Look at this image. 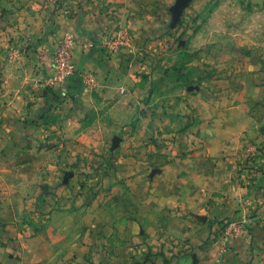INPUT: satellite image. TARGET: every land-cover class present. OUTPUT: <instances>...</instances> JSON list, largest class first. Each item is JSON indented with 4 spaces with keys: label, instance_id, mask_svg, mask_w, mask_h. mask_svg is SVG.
<instances>
[{
    "label": "crops",
    "instance_id": "obj_1",
    "mask_svg": "<svg viewBox=\"0 0 264 264\" xmlns=\"http://www.w3.org/2000/svg\"><path fill=\"white\" fill-rule=\"evenodd\" d=\"M13 1L20 7L0 13V71L9 93H21L13 102L9 95L11 104L7 90L0 94V264H124L171 253L172 234L195 236L199 264H264L255 254L264 219L231 241L220 262L202 221L214 206L252 212L262 205L264 173L242 187L232 169L237 145L264 142L262 73L254 90L236 97L241 78L236 87L225 78L217 96L174 90L169 77L156 97L151 79L138 74L143 61L123 52L129 46L111 53L102 45L112 10L126 0ZM64 30L76 38L77 71L62 82L52 61ZM84 71L95 76L91 91L83 89ZM7 111L27 120L11 124Z\"/></svg>",
    "mask_w": 264,
    "mask_h": 264
},
{
    "label": "rangeland",
    "instance_id": "obj_2",
    "mask_svg": "<svg viewBox=\"0 0 264 264\" xmlns=\"http://www.w3.org/2000/svg\"><path fill=\"white\" fill-rule=\"evenodd\" d=\"M127 1L123 2L119 8H115V11L112 10L111 14L115 16L111 22H108L111 29L104 33L106 38L102 41V45L109 48L108 43H105L107 40L119 42L118 52H121L123 45L129 46L123 52L130 56L133 62L143 61L144 64L138 67L140 70L138 74L151 79L152 90L156 97L162 93L165 77L172 80L174 90L186 85L187 91L209 90L212 95L217 96L222 95L223 90L226 89L225 78L234 81L235 87L237 83L235 80L241 78L240 86L235 90L236 97L244 88L250 91L258 86L254 81L255 78H259L258 72L264 76V0H130L132 6ZM126 2L130 5V7L126 5L130 13L127 17H123L118 11L123 8V5L122 11L126 10ZM19 7V4L14 3L13 0H0L2 14L11 11L13 13ZM9 18L13 22L12 16ZM118 28L121 29L119 32L116 31ZM65 39L66 30L56 39L57 43L53 49L52 69L55 70L56 80L55 66ZM42 44L40 43L35 50L38 51L41 62H44L45 48ZM27 55L29 57V54ZM159 71L161 76L155 78L153 75L155 73L159 75ZM38 74L40 75L41 72ZM190 75L193 76L195 84H191ZM25 80L23 84L27 87L30 82L28 78ZM262 81L264 85V77ZM9 85L8 77L6 81L0 71V94L7 90V103L11 104L21 92H17L14 96L16 93H9ZM13 85V90H17L20 82ZM185 89L183 86V91ZM125 93L122 94L125 95ZM9 95L12 97L11 102H9ZM14 101L17 102V99ZM154 101H160V98ZM214 105L219 111L224 108L222 104ZM14 109L18 110L16 107ZM10 113L7 111L8 122L11 124L27 120L21 118L16 120ZM250 141L244 146L237 145L234 152L236 158L232 169L237 172L239 178H243V180L240 179L242 187L250 183H253V186L257 185L258 183H254L255 176L264 173V159H262L264 142L254 138ZM259 186L263 187L264 184L260 183ZM251 195L254 194L247 193L246 196L251 197ZM244 196L243 193L236 196L238 204L243 202ZM221 202L218 203L220 207ZM261 207H264V200L258 211L252 212L245 209L240 212H223L222 209L214 206V210L210 212L211 216L202 220L212 229L210 235L214 240L213 244L218 247L216 255V258H219L218 262L224 251L229 248L231 241L255 229L256 223L262 226L263 222H260V218L264 219V209H260ZM172 235L174 237L169 238L172 244L168 249L171 253L161 249L156 253L149 252L143 259L135 262L128 261L124 264H199L195 254L196 244L191 242L195 236ZM204 245V248H208V244ZM255 254L258 257L262 255L261 259L264 261V242Z\"/></svg>",
    "mask_w": 264,
    "mask_h": 264
},
{
    "label": "built area",
    "instance_id": "obj_3",
    "mask_svg": "<svg viewBox=\"0 0 264 264\" xmlns=\"http://www.w3.org/2000/svg\"><path fill=\"white\" fill-rule=\"evenodd\" d=\"M51 4L54 5H59V0H48ZM61 49L59 50L60 52L58 53L59 59H57L56 62V68H57V74L56 78L59 81L65 82L68 76L71 74H74L77 69L75 64L72 61V52L71 49L72 47L76 44V38L75 35L67 32L66 33V39L64 42H62ZM105 43H108L109 45V50L111 53H118L119 51V42H110V40H107ZM83 77V89L84 91H91V88L95 84V76L93 74H90L89 72H83L82 73Z\"/></svg>",
    "mask_w": 264,
    "mask_h": 264
}]
</instances>
